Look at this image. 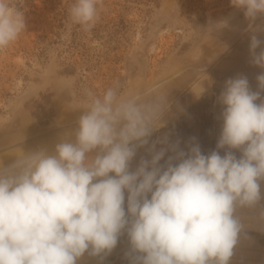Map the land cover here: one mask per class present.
Segmentation results:
<instances>
[{"label":"clouds","instance_id":"1","mask_svg":"<svg viewBox=\"0 0 264 264\" xmlns=\"http://www.w3.org/2000/svg\"><path fill=\"white\" fill-rule=\"evenodd\" d=\"M230 3L250 22L264 15V0ZM97 4L75 0L71 21L91 29ZM25 29L24 13L0 0V49ZM249 52L264 70V40L253 34ZM256 80L257 91L244 75L226 80L217 150L205 155L194 142L184 151L177 141L155 151L153 144L151 159L134 171L137 149L163 126L168 96H125L118 84L90 92L74 139L0 161V264H77L86 253L102 264L122 235L129 264H229L244 227L238 210L262 199L264 71ZM166 152L173 154L160 164Z\"/></svg>","mask_w":264,"mask_h":264},{"label":"rangeland","instance_id":"2","mask_svg":"<svg viewBox=\"0 0 264 264\" xmlns=\"http://www.w3.org/2000/svg\"><path fill=\"white\" fill-rule=\"evenodd\" d=\"M74 2L11 0L26 29L0 49V161L74 139L88 94L117 84L125 96L170 102L131 171L151 159L153 144L160 151L179 141L187 151L195 142L211 153L213 88L252 63L251 36L264 40V15L250 22L230 0H98L94 26L85 30L69 17ZM221 21L227 26L212 30ZM165 137L167 144L160 142ZM128 251L122 235L102 264H129ZM77 264L101 261L86 253ZM229 264H264V231L243 227Z\"/></svg>","mask_w":264,"mask_h":264},{"label":"crops","instance_id":"3","mask_svg":"<svg viewBox=\"0 0 264 264\" xmlns=\"http://www.w3.org/2000/svg\"><path fill=\"white\" fill-rule=\"evenodd\" d=\"M241 71L237 74H233L230 78H235L238 75H244L248 78L250 87L253 91L258 90V83L256 77L264 70L255 66L252 63H247ZM228 80V79H226ZM226 80H224L221 85L217 86V88H213V102L210 110L211 122L209 127L210 140L213 141V148H210L211 151L217 150L216 145L221 133L222 129V118L221 112L223 110V106L218 103V97L220 93L224 89V85ZM262 98H264V93L261 94ZM259 103V101H257ZM226 149H220V154L223 155ZM237 157L241 155L239 150H233ZM261 196L262 199L258 202L255 208L253 209H241L238 210L237 215L240 216L241 222L245 228L253 229L257 231H264V217H262L261 213L264 212V181H261Z\"/></svg>","mask_w":264,"mask_h":264}]
</instances>
